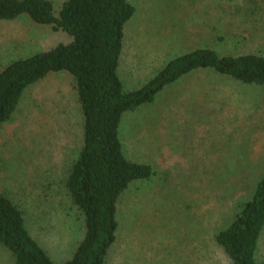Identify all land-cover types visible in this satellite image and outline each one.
<instances>
[{
	"label": "rangeland",
	"instance_id": "obj_1",
	"mask_svg": "<svg viewBox=\"0 0 264 264\" xmlns=\"http://www.w3.org/2000/svg\"><path fill=\"white\" fill-rule=\"evenodd\" d=\"M129 2L136 14L125 26L120 66L127 91L197 48L264 53V0ZM236 9L256 12L259 22L235 20ZM64 41L26 17L2 22L0 71ZM77 112L71 78L52 75L32 86L13 119L0 126V193L21 207L58 263L82 239L63 184L78 151ZM119 132L127 156L152 165L156 175L123 194L106 264H230L214 236L264 175V87L198 72L127 114ZM2 249L0 264H14ZM257 260L264 264V232Z\"/></svg>",
	"mask_w": 264,
	"mask_h": 264
},
{
	"label": "trees",
	"instance_id": "obj_2",
	"mask_svg": "<svg viewBox=\"0 0 264 264\" xmlns=\"http://www.w3.org/2000/svg\"><path fill=\"white\" fill-rule=\"evenodd\" d=\"M248 11L236 9L235 20L259 22V15ZM135 14L129 0H62L59 5L52 0H0V23L26 17L67 38L0 71V126L13 119L32 86L52 75L71 78L82 124L78 151L63 181L82 239L67 259L54 261L33 235L21 207L0 193V246L14 264H106L118 235L117 212L123 194L133 183L156 175L152 165L125 153L119 130L127 114L154 104L167 88L198 72L264 87V53L221 55L202 47L179 55L144 86L127 91L120 66L125 26ZM263 232L264 175L214 241L230 264H259Z\"/></svg>",
	"mask_w": 264,
	"mask_h": 264
}]
</instances>
